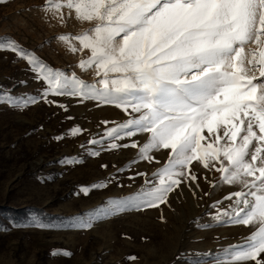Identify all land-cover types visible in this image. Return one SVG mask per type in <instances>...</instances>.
<instances>
[{
	"label": "rangeland",
	"instance_id": "rangeland-1",
	"mask_svg": "<svg viewBox=\"0 0 264 264\" xmlns=\"http://www.w3.org/2000/svg\"><path fill=\"white\" fill-rule=\"evenodd\" d=\"M45 4L46 0L0 2V43L14 41L17 49L34 53L47 68L98 83L94 68L78 67L90 51L72 53L69 44L58 39L61 34H81L94 24L79 22L74 12L69 18L66 8L61 24L44 10ZM73 43L80 47L78 41ZM245 67L252 69L247 63ZM46 87L18 52L0 50V94L36 98L26 107L0 101V205L35 207L46 215L62 216L0 218V264H230L231 253L256 230L224 222L227 217L215 219L218 209L232 203L224 197L241 190L239 185L213 187L209 180L215 183L221 174L193 162L197 181L181 183L166 203L120 209L119 202L153 186L154 173L165 165L171 150L153 151L155 159L148 162L139 159L138 148L110 149L113 139L107 131L137 113L129 115L131 109L126 113L98 99L44 96ZM77 127L82 131L73 135ZM203 134L208 135L206 130ZM147 139L148 134H138L115 142L137 140L143 145ZM93 140L99 143H90ZM82 188H89V193ZM216 201L222 203L213 207ZM89 221L92 226L83 227ZM258 259L264 260V253Z\"/></svg>",
	"mask_w": 264,
	"mask_h": 264
},
{
	"label": "snow or ice",
	"instance_id": "snow-or-ice-1",
	"mask_svg": "<svg viewBox=\"0 0 264 264\" xmlns=\"http://www.w3.org/2000/svg\"><path fill=\"white\" fill-rule=\"evenodd\" d=\"M43 7L61 24L65 8L69 18L74 12L79 22L94 24L81 34H61L58 39L68 43L72 53L90 51L78 67L94 68L98 83L47 68L34 53L17 49L14 41L0 43V50L18 52L28 61L47 84L44 96L98 99L126 113L131 109L129 115L137 113L107 131L113 139L110 149L138 148L139 159L148 162L155 159L153 151L171 150L154 173L153 186L117 206L159 207L181 183L197 181L192 165L198 162L221 174L217 182L209 180L213 187L241 188L224 197L232 203L218 209L215 219L227 217L224 222L256 228L247 243L231 253L230 264H264L258 259L264 253V0H46ZM0 101L26 107L36 98L5 92ZM81 131L77 127L72 134ZM138 134H148L143 145L137 140L115 142ZM82 192L87 195L89 188ZM91 226L90 221L83 225Z\"/></svg>",
	"mask_w": 264,
	"mask_h": 264
},
{
	"label": "trees",
	"instance_id": "trees-1",
	"mask_svg": "<svg viewBox=\"0 0 264 264\" xmlns=\"http://www.w3.org/2000/svg\"><path fill=\"white\" fill-rule=\"evenodd\" d=\"M30 213H37L40 216L45 217L47 219L62 218V216H59V215H46V213L42 209H37L35 207L17 209L11 206L0 205V218L11 217L13 215L26 216L27 214H30Z\"/></svg>",
	"mask_w": 264,
	"mask_h": 264
}]
</instances>
